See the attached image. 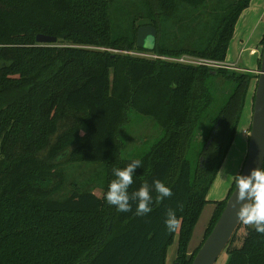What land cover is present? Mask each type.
Wrapping results in <instances>:
<instances>
[{
    "label": "trees",
    "instance_id": "16d2710c",
    "mask_svg": "<svg viewBox=\"0 0 264 264\" xmlns=\"http://www.w3.org/2000/svg\"><path fill=\"white\" fill-rule=\"evenodd\" d=\"M250 3L144 0L134 23L147 19L157 28L148 51L137 47L140 26L113 37L112 0H0V264H166L177 234L175 264L193 263L235 189L214 203L204 239L189 254L237 136L252 77L126 52L225 62ZM196 22L205 29L195 31ZM39 35L57 42L39 44ZM220 79L230 82L226 100L214 94ZM130 110L165 132L139 158L128 189L131 198L149 186L145 215H137L134 200L124 213L105 201L112 170L133 160L121 155ZM70 163L104 165L103 196L73 186L55 198L66 187ZM156 180L171 197L156 199ZM169 209L179 220L173 232L164 223ZM227 253V264H264V234L241 224Z\"/></svg>",
    "mask_w": 264,
    "mask_h": 264
},
{
    "label": "rangeland",
    "instance_id": "374dc122",
    "mask_svg": "<svg viewBox=\"0 0 264 264\" xmlns=\"http://www.w3.org/2000/svg\"><path fill=\"white\" fill-rule=\"evenodd\" d=\"M113 5L111 8V22L113 28V37L117 38L121 35H126L133 29V27H142L147 25V19H140L134 23V18L136 16L140 17L143 14V10L145 9L144 0H112ZM151 2V0H148ZM140 9V11H139ZM142 9V10H141ZM137 13V14H136ZM136 14V15H135ZM145 14V13H144ZM142 20V21H141ZM196 26L195 31H202L205 29L203 23L196 22L194 23ZM139 27V28H140ZM193 28V27H190ZM188 30V27H187ZM262 45V44H261ZM263 49V45L261 46ZM112 53H118V51L111 50ZM136 53V52H134ZM121 54V53H120ZM249 54H246L248 57ZM256 58H253V63L255 64ZM226 62V61H225ZM228 72L235 73H249L252 77L253 81V92L252 98H254L257 82L259 78V69L258 71H247L246 69H226ZM230 82L225 83L222 79L217 83V87L214 90L215 97L217 99L226 100L228 97V92ZM233 85V84H232ZM253 105L254 101L252 100V104H250V117L245 119V115H247V110L244 109L243 116L240 122V126L237 132V142L234 146H232L230 152L228 153L227 161L224 165L223 172L220 177L226 176L230 170L233 168L236 163V159L240 154V146L238 141L240 140L243 132L245 136L249 137L250 134V126L253 116ZM247 120V121H246ZM245 121L247 122L245 125ZM246 126V128H245ZM165 132L161 129L151 118L138 114L134 110H130L129 112V123L126 125V131L124 135L121 137V141L123 142L122 149V157L124 159H139L147 155L152 147L158 143L164 136ZM200 136V134H199ZM202 136V135H201ZM200 139L202 137H199ZM106 168L101 164H81V163H70L65 165V174L67 175V184L63 192L59 193L55 196L57 199L65 198L70 192L73 190V186H77L80 189H88L93 190L95 194L99 196H103V188L105 185V173ZM219 175V174H218ZM218 177V176H217ZM213 187V186H212ZM212 200L209 201H221V191L218 189H214L212 192ZM211 206L205 207V211L202 212V215L199 219L198 224L196 225V229L192 238V246L199 247L202 243L205 231L212 219L214 214L213 204H209ZM215 211V210H214ZM178 235V234H177ZM176 235L175 241H177L178 236ZM176 246L175 244L169 246L167 250V260L171 263L173 254L176 255ZM228 249L224 252V254L220 257L217 264H227L229 259V254L227 253Z\"/></svg>",
    "mask_w": 264,
    "mask_h": 264
},
{
    "label": "clouds",
    "instance_id": "9594fccd",
    "mask_svg": "<svg viewBox=\"0 0 264 264\" xmlns=\"http://www.w3.org/2000/svg\"><path fill=\"white\" fill-rule=\"evenodd\" d=\"M141 160L133 159L123 169L114 168L112 175L115 177L108 186L105 201L114 206L118 212H128L132 208L130 200L136 203L137 215H145L151 212L152 196L150 188L144 184L139 190L128 194L129 187L133 184V173L141 167ZM158 193L157 200L162 201L172 196V191L163 182H153ZM234 188L237 203L241 206L236 212L241 224L254 226L257 233L264 234V168L253 169L248 175H237L234 177ZM165 226L169 232H173L179 226L177 213L169 209L166 213Z\"/></svg>",
    "mask_w": 264,
    "mask_h": 264
},
{
    "label": "water",
    "instance_id": "95a60500",
    "mask_svg": "<svg viewBox=\"0 0 264 264\" xmlns=\"http://www.w3.org/2000/svg\"><path fill=\"white\" fill-rule=\"evenodd\" d=\"M157 34V28L152 25L140 27L137 36V47L152 51L157 41ZM37 42L39 44H54L57 42V38L39 35ZM258 73L259 78L254 95L248 151L239 175H248L253 169L264 168V45ZM240 206L237 203L234 189L220 218L211 234L202 244L192 264H217L241 226L236 216Z\"/></svg>",
    "mask_w": 264,
    "mask_h": 264
},
{
    "label": "crops",
    "instance_id": "0c3cea01",
    "mask_svg": "<svg viewBox=\"0 0 264 264\" xmlns=\"http://www.w3.org/2000/svg\"><path fill=\"white\" fill-rule=\"evenodd\" d=\"M263 38H264V0H251L250 6L242 13L236 25L235 34L229 47L226 62L231 65H234L235 68L246 69L247 71H251V72H254L256 70L258 71L259 61L261 60V55H262L261 42ZM246 54H249L248 57L246 56ZM253 58H256L255 64L252 62ZM253 90H254L253 81H251L246 99L245 108H244L245 110H247V115H245V119H248V117L251 116L249 109H250V104H252V100H253L252 98ZM246 121H245V125L247 123ZM236 142H237V137L235 138L233 144L235 145ZM248 142H249V137L245 136L243 132V135H241L240 140L238 141L240 146V154L236 159V163L234 164L233 168L226 176L220 177L223 172L224 165L227 161L228 158L227 156L219 172V175L216 178L213 187L211 188L208 194L209 201L212 200L211 194L214 189H218L219 191H221L222 193L220 198L221 201L227 198L234 184V177L239 175L242 166L244 164V161L246 159L247 151H248ZM215 202H217V200L211 202L213 204L214 210H215V204H214ZM211 203H208L205 207L207 208L211 206L209 205ZM174 244L177 247L176 255L175 253L173 254L171 263L169 262V259L168 260L166 259V264H175L177 258V252H178V241H175ZM191 244H192V240L189 245V254H192L198 248V247H193Z\"/></svg>",
    "mask_w": 264,
    "mask_h": 264
},
{
    "label": "built area",
    "instance_id": "2783aa9c",
    "mask_svg": "<svg viewBox=\"0 0 264 264\" xmlns=\"http://www.w3.org/2000/svg\"><path fill=\"white\" fill-rule=\"evenodd\" d=\"M126 53L132 56L140 57V58L162 59L168 62L178 63L180 65L187 66V67H205L211 70L235 68L234 65H231L227 62L203 59V58H198L192 55H182L181 57L172 58V57H160L158 55H155L149 52H142V53L126 52Z\"/></svg>",
    "mask_w": 264,
    "mask_h": 264
}]
</instances>
